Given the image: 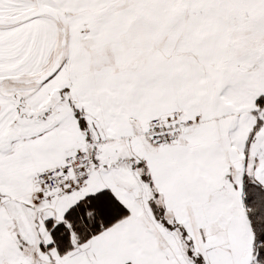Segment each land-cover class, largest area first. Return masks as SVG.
<instances>
[{"label":"snow or ice","instance_id":"obj_1","mask_svg":"<svg viewBox=\"0 0 264 264\" xmlns=\"http://www.w3.org/2000/svg\"><path fill=\"white\" fill-rule=\"evenodd\" d=\"M0 264H264V0H0Z\"/></svg>","mask_w":264,"mask_h":264}]
</instances>
